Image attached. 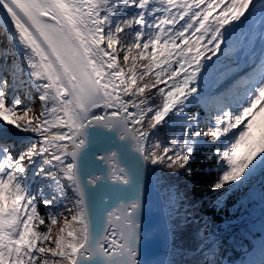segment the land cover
I'll return each mask as SVG.
<instances>
[{
	"label": "snow or ice",
	"instance_id": "6c2138e0",
	"mask_svg": "<svg viewBox=\"0 0 264 264\" xmlns=\"http://www.w3.org/2000/svg\"><path fill=\"white\" fill-rule=\"evenodd\" d=\"M0 33V130L35 137L0 131V264H142L146 172L200 147L213 191L264 175V0H0Z\"/></svg>",
	"mask_w": 264,
	"mask_h": 264
},
{
	"label": "trees",
	"instance_id": "16d2710c",
	"mask_svg": "<svg viewBox=\"0 0 264 264\" xmlns=\"http://www.w3.org/2000/svg\"><path fill=\"white\" fill-rule=\"evenodd\" d=\"M191 111L202 113V109L196 106H193ZM172 133L178 134L179 128L163 129L161 139L166 141ZM209 155L208 147H200L195 151L190 162L191 175L183 171L174 173L167 169L159 170L161 176V171L165 170L166 178L174 191H179L182 187L190 195L189 207L185 214L169 223L171 244L182 253L170 255L166 264H200L205 258V253L210 250L214 254L212 258L216 259L218 264H241L250 256L253 259L260 257V244L264 241V199L252 193L247 196V200L239 202L223 190L213 191L211 185L217 178V162L215 157L209 159ZM32 167L35 168L36 165ZM155 169L153 168L154 174ZM258 177L262 179L264 187V175L258 174ZM47 182L40 177L39 183L35 185V192L41 187L40 183ZM222 198H226L225 208L218 206ZM252 201L259 204L260 211L249 209ZM41 210L43 211L42 206ZM196 212L206 216L209 224L208 234H203L201 225L193 220L183 223L188 215ZM202 250L198 255L188 256Z\"/></svg>",
	"mask_w": 264,
	"mask_h": 264
},
{
	"label": "water",
	"instance_id": "95a60500",
	"mask_svg": "<svg viewBox=\"0 0 264 264\" xmlns=\"http://www.w3.org/2000/svg\"><path fill=\"white\" fill-rule=\"evenodd\" d=\"M172 249L169 222L152 168L145 176V201L141 214L140 259L142 264H166Z\"/></svg>",
	"mask_w": 264,
	"mask_h": 264
},
{
	"label": "rangeland",
	"instance_id": "374dc122",
	"mask_svg": "<svg viewBox=\"0 0 264 264\" xmlns=\"http://www.w3.org/2000/svg\"><path fill=\"white\" fill-rule=\"evenodd\" d=\"M241 58H242V60L240 61ZM15 59H16L15 56H11L9 58V63H11ZM239 63L245 64L244 63V58L242 56L239 57ZM236 64H237V60L236 59H233L231 61V66L232 67H236ZM240 72H241V70L239 71V74H241ZM32 95L34 97L35 96V93H33ZM21 98L23 99L24 97L21 95ZM33 102L36 103L37 108H38L39 102L38 101H33ZM26 103H27V101H26ZM8 130L15 131V133L18 134V135H20V137H22V139H24V140H26L28 138L35 139V137L32 136L30 133H23V132H20L19 130H16V129L4 128L1 131H8ZM8 142L9 143H13V142H17V141L10 140ZM159 170L160 169L156 170L155 177L157 178V180H162L163 183H167L168 190L170 191L169 201H170V198L173 195H175L178 198L177 201H176V203L174 204V206H176L177 208H179L178 209L179 210V213L174 218L185 214L187 208L189 207L190 195L188 194V192L185 189H182V187H181V189L179 191H174V189L169 184L168 179L166 178V172H165V170H162L161 171V174L163 176L160 175ZM39 179H40V177H39ZM39 179H37V177H31V174H30V179H29L30 186H32L34 183H35V185H36V183H39ZM47 183H44V184L40 183V185H41V187H43ZM33 188H34V185H33ZM252 193L258 194L259 196H261V193H264V187L262 185V179L258 177V174L249 183H246L244 186L240 187L239 189H236V190H232V191L227 192V195L235 197L239 202H242V201L244 202L245 200H247V196L250 195V194H252ZM185 200H187V201H185ZM218 206H219V208L220 207L221 208H225L226 207V198H222L221 201L219 202V205ZM249 209L252 210V211H260L261 210V207L259 206L258 203L252 201L250 203V205H249ZM174 218H172V219H174ZM192 220L194 222H196L197 224L201 225V227H202V233L203 234H208L209 233V228H208L209 227V224L207 222L206 216H204L201 212H196V213H193V214L188 215L184 219V222L183 223H186V222L192 221ZM57 227H59V225H57Z\"/></svg>",
	"mask_w": 264,
	"mask_h": 264
},
{
	"label": "bare ground",
	"instance_id": "6f19581e",
	"mask_svg": "<svg viewBox=\"0 0 264 264\" xmlns=\"http://www.w3.org/2000/svg\"><path fill=\"white\" fill-rule=\"evenodd\" d=\"M34 93V92H33ZM21 95L23 96V92L21 91ZM12 132H15L13 130H11ZM7 141H10V140H14V141H17V142H20V141H23L24 139H22V137H19V138H12V137H7L6 138ZM39 179V178H38ZM157 179V178H156ZM40 180V179H39ZM34 185V188L36 187L35 186V183L33 184ZM165 185V186H164ZM34 188H32L33 191ZM158 188L159 190L161 191L162 195H163V200H164V207H165V212H166V215L168 217V219H172L174 218L175 216L178 215L179 213V208H177L176 206L172 205L169 201V197H170V191L168 190V187H167V183H163L162 180H158ZM179 201V200H178ZM187 201V200H185ZM187 203V202H186ZM185 204V203H184ZM182 205V204H181ZM187 205V204H186ZM184 212V211H183ZM181 215V214H180ZM198 220V219H197Z\"/></svg>",
	"mask_w": 264,
	"mask_h": 264
},
{
	"label": "built area",
	"instance_id": "2783aa9c",
	"mask_svg": "<svg viewBox=\"0 0 264 264\" xmlns=\"http://www.w3.org/2000/svg\"><path fill=\"white\" fill-rule=\"evenodd\" d=\"M157 186H158V181H157Z\"/></svg>",
	"mask_w": 264,
	"mask_h": 264
}]
</instances>
